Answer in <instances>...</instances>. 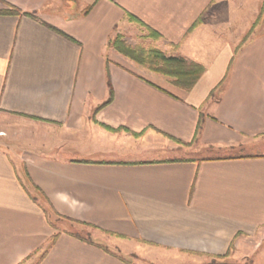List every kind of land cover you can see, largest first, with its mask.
Wrapping results in <instances>:
<instances>
[{
	"label": "crops",
	"instance_id": "crops-1",
	"mask_svg": "<svg viewBox=\"0 0 264 264\" xmlns=\"http://www.w3.org/2000/svg\"><path fill=\"white\" fill-rule=\"evenodd\" d=\"M0 112V264H264V0H0Z\"/></svg>",
	"mask_w": 264,
	"mask_h": 264
},
{
	"label": "trees",
	"instance_id": "trees-1",
	"mask_svg": "<svg viewBox=\"0 0 264 264\" xmlns=\"http://www.w3.org/2000/svg\"><path fill=\"white\" fill-rule=\"evenodd\" d=\"M3 13L13 15L21 14L15 8H10ZM108 46L135 64L153 73L169 78L172 85L185 92L190 91L204 73V68L201 65L185 61L181 58L168 57L157 49L132 47L120 35L112 39ZM112 97V90L109 89V97L104 104H109ZM55 238L56 236L52 238V242H54Z\"/></svg>",
	"mask_w": 264,
	"mask_h": 264
},
{
	"label": "rangeland",
	"instance_id": "rangeland-1",
	"mask_svg": "<svg viewBox=\"0 0 264 264\" xmlns=\"http://www.w3.org/2000/svg\"><path fill=\"white\" fill-rule=\"evenodd\" d=\"M128 45H130V46H132V47H142V48H144V49H155V48H152V47H149V46L145 45L144 43H141V44H138V45H131V44H128ZM131 62H132V61H131ZM129 64H130L131 66H133L134 68H139V67H141V66L135 64L134 62L129 63ZM136 65L139 66V67H137ZM145 69H146V68H145ZM16 121H17V120L14 119V117H12V116H8V115L3 114V113L0 112V127H3V125H9V127H10V125L13 124V123H16ZM80 230H81V233H83V231L86 230V229L80 227ZM72 231H73V230H72Z\"/></svg>",
	"mask_w": 264,
	"mask_h": 264
}]
</instances>
